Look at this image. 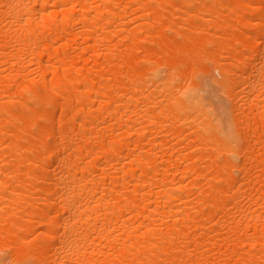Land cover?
I'll return each mask as SVG.
<instances>
[{"label":"bare ground","instance_id":"6f19581e","mask_svg":"<svg viewBox=\"0 0 264 264\" xmlns=\"http://www.w3.org/2000/svg\"><path fill=\"white\" fill-rule=\"evenodd\" d=\"M0 264H264V0H0Z\"/></svg>","mask_w":264,"mask_h":264}]
</instances>
